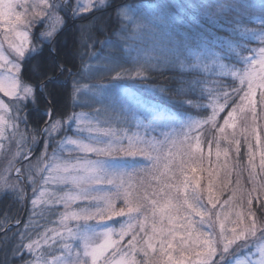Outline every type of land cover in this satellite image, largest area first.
Segmentation results:
<instances>
[{
    "label": "snow or ice",
    "instance_id": "obj_1",
    "mask_svg": "<svg viewBox=\"0 0 264 264\" xmlns=\"http://www.w3.org/2000/svg\"><path fill=\"white\" fill-rule=\"evenodd\" d=\"M0 30V264H264V0H0Z\"/></svg>",
    "mask_w": 264,
    "mask_h": 264
},
{
    "label": "trees",
    "instance_id": "obj_2",
    "mask_svg": "<svg viewBox=\"0 0 264 264\" xmlns=\"http://www.w3.org/2000/svg\"><path fill=\"white\" fill-rule=\"evenodd\" d=\"M130 2L133 3H140L145 7H155L157 5H159L160 3L163 2V0H130ZM178 2H184V0H178ZM195 2H200V0H195ZM251 26V25H250ZM258 46L256 44L253 45ZM172 73L169 70H163V75H160L159 73H154L152 74V78L147 81L146 83L149 84H159V83H163L164 81L167 80V78L171 75ZM186 79H190L191 77H185ZM204 78L207 80V84L205 85L206 88L208 89H212L214 87V82L216 80L215 75H209L207 72L204 73ZM229 80H231V77L228 78ZM99 82H104V81H99ZM233 87L238 86V82L236 85H232ZM125 88H128L132 93L135 94L136 97L140 98L141 100L145 101L148 104H161L164 107H167V105L164 103V101L162 100L161 97H159L158 95H154L153 93H151L150 91H148L146 88H144L143 86H139V85H132L130 83H126L124 85ZM207 95V93H206ZM237 100L239 99L238 97L236 98ZM202 103H204L205 105H207L208 101H202ZM76 110V109H75ZM69 111H72V109H69ZM172 112H175V109H171ZM201 110L200 109H194L192 112L189 113V115L194 116L195 118L199 119L201 118L200 116H197V113H199ZM210 112V109H209ZM203 115H207V113H204ZM223 115H226V113H223L221 115V117H219V121L220 123L223 122ZM21 131H23V126H20ZM157 128V127H156ZM143 132V130H141ZM207 131V129H206ZM149 132V131H148ZM158 132L156 130L153 131L154 135H158ZM8 136H11L10 133H8ZM157 137V136H156ZM6 139V138H5ZM4 142V140H3ZM5 145V144H4ZM9 146V144H7L5 146V150L7 149V147ZM203 150L205 152V154H207L208 151V144L204 143L203 144ZM215 151V146L213 145V153ZM38 154V153H37ZM71 155H75L71 154ZM70 155V157H71ZM66 157V155H64ZM73 157V156H72ZM139 159H142V157H140ZM213 160L215 161V155H213ZM220 164L223 165L225 163L223 156H221L220 158ZM4 163H6V161L3 160L2 156H0V166H2ZM259 163L258 158H257V164ZM205 166H207V161H205ZM138 167H144V165H139ZM246 175V174H245ZM221 176H223V169H221ZM234 179V177H233ZM29 192H31V189H29ZM224 198H227V194H225ZM10 203V201L8 200H3L0 199V223H14L15 222V218H18V208L15 205H12L11 207L8 208V214L10 216V219L5 221L4 219V209L5 206L8 205ZM60 210L62 211V207L60 208ZM25 219H27V215H25ZM51 220H55V217H51ZM37 223H44V221L40 220L39 217H37L36 220ZM47 227H58L57 225L49 222L46 224ZM40 231H43V229L41 228ZM35 238V237H34ZM57 253H54V255Z\"/></svg>",
    "mask_w": 264,
    "mask_h": 264
},
{
    "label": "rangeland",
    "instance_id": "obj_3",
    "mask_svg": "<svg viewBox=\"0 0 264 264\" xmlns=\"http://www.w3.org/2000/svg\"><path fill=\"white\" fill-rule=\"evenodd\" d=\"M80 2H83V0H80ZM73 3H76V0H73ZM0 31H2V30H0ZM128 65H126V67H127ZM83 83H88V81L87 80H84V81H82ZM102 83H106V81H104V82H102ZM131 92V91H130ZM75 111H86V109H76ZM154 130H156L158 133V135H154L153 134V131ZM169 131V129H166V128H156L155 126H153V128L152 129H150L149 130V132L147 133L150 137H153V138H155L157 141H159V140H162L164 137H163V133L164 132H168ZM8 133H10L11 134V130L9 129V132ZM157 136V137H156ZM3 144H5V146L7 145V144H9V140L6 138V139H4V142H3ZM11 147H12V150L13 151H15L16 150V145L15 144H13V145H11ZM72 154H74V153H72ZM154 155H155V153H153ZM64 155H66V157L65 158H70L72 161H74L75 159H76V156H77V154L75 153V155H71V157H69V154L67 153V151H65V154ZM73 156V157H72ZM140 158V157H139ZM138 158V159H139ZM143 159V158H142ZM142 168V167H141ZM141 177H137V179H140ZM145 183H147V178H145ZM150 190V189H149ZM58 254V253H57Z\"/></svg>",
    "mask_w": 264,
    "mask_h": 264
}]
</instances>
